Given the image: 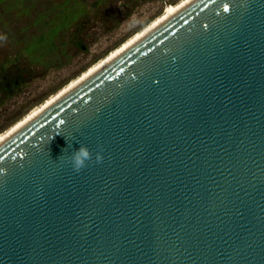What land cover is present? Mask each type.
I'll return each instance as SVG.
<instances>
[{
    "label": "water",
    "instance_id": "obj_1",
    "mask_svg": "<svg viewBox=\"0 0 264 264\" xmlns=\"http://www.w3.org/2000/svg\"><path fill=\"white\" fill-rule=\"evenodd\" d=\"M0 264H264V0H188L1 138Z\"/></svg>",
    "mask_w": 264,
    "mask_h": 264
},
{
    "label": "rangeland",
    "instance_id": "obj_2",
    "mask_svg": "<svg viewBox=\"0 0 264 264\" xmlns=\"http://www.w3.org/2000/svg\"><path fill=\"white\" fill-rule=\"evenodd\" d=\"M180 0H0V134Z\"/></svg>",
    "mask_w": 264,
    "mask_h": 264
},
{
    "label": "bare ground",
    "instance_id": "obj_3",
    "mask_svg": "<svg viewBox=\"0 0 264 264\" xmlns=\"http://www.w3.org/2000/svg\"><path fill=\"white\" fill-rule=\"evenodd\" d=\"M188 0H180L178 3H176L172 8L170 9H166L162 14H160L158 17H156L155 19H153L148 25H146L142 30H140L139 32L135 33L131 38L127 39L126 41H124L122 44H120L117 48L113 49L106 57L100 59L99 61H97L94 65H92L91 67H89L84 73H82V75H80L77 79L70 81L69 83H67V85H65L64 87L61 88L60 91H58L55 95H52L51 97H49L47 100H45L42 104H40L39 106L35 107L32 111L28 112L27 114H25L24 117H22L21 119H19L18 121H16L13 125H11L5 132L0 134V139L3 138L5 135H7L9 132H11L13 129H15L17 126H19L21 123H23L25 120H27L30 116H32L34 113H36L38 110H40L42 107H44L46 104H48L50 101H52L54 98H56L59 94H61L63 91H65L67 88H69L71 85H73L75 82H77L79 79H81L83 76H85L88 72H90L92 69H94L95 67H97L99 64H101L103 61H105L107 58H109L111 55H113L114 53H116L118 50H120L122 47H124L126 44H128L129 42H131L133 39H135L137 36H139L140 34H142L144 31H146L147 29H149L151 26H153L154 24H156L157 22H159L161 19H163L164 17H166L168 14H170L171 12H173L175 9H177L178 7H180L182 4H184L185 2H187Z\"/></svg>",
    "mask_w": 264,
    "mask_h": 264
},
{
    "label": "clouds",
    "instance_id": "obj_4",
    "mask_svg": "<svg viewBox=\"0 0 264 264\" xmlns=\"http://www.w3.org/2000/svg\"><path fill=\"white\" fill-rule=\"evenodd\" d=\"M91 159L90 152L85 145H79L71 154V163L75 170L79 171L85 166L86 162ZM101 157L97 154L96 160L99 161Z\"/></svg>",
    "mask_w": 264,
    "mask_h": 264
}]
</instances>
